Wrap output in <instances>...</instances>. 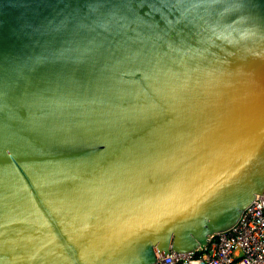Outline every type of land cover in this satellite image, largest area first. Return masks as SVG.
I'll return each instance as SVG.
<instances>
[{
    "label": "water",
    "instance_id": "water-1",
    "mask_svg": "<svg viewBox=\"0 0 264 264\" xmlns=\"http://www.w3.org/2000/svg\"><path fill=\"white\" fill-rule=\"evenodd\" d=\"M264 194V0H0V264H152Z\"/></svg>",
    "mask_w": 264,
    "mask_h": 264
},
{
    "label": "built area",
    "instance_id": "built-area-1",
    "mask_svg": "<svg viewBox=\"0 0 264 264\" xmlns=\"http://www.w3.org/2000/svg\"><path fill=\"white\" fill-rule=\"evenodd\" d=\"M152 264H264V194L230 229L212 235L206 246L191 252L171 250Z\"/></svg>",
    "mask_w": 264,
    "mask_h": 264
}]
</instances>
